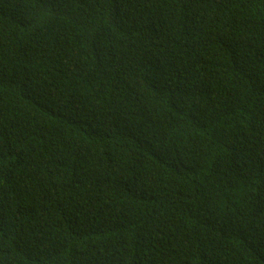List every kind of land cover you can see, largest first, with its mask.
I'll return each mask as SVG.
<instances>
[{
	"label": "trees",
	"instance_id": "16d2710c",
	"mask_svg": "<svg viewBox=\"0 0 264 264\" xmlns=\"http://www.w3.org/2000/svg\"><path fill=\"white\" fill-rule=\"evenodd\" d=\"M0 264H264V0H0Z\"/></svg>",
	"mask_w": 264,
	"mask_h": 264
}]
</instances>
